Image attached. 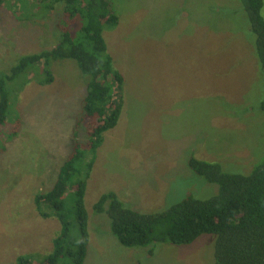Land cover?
Masks as SVG:
<instances>
[{
	"label": "rangeland",
	"instance_id": "rangeland-1",
	"mask_svg": "<svg viewBox=\"0 0 264 264\" xmlns=\"http://www.w3.org/2000/svg\"><path fill=\"white\" fill-rule=\"evenodd\" d=\"M111 3L119 25L105 28L104 38L124 79L117 95L122 111L95 155L87 148L95 120L84 117L90 78L75 61L52 62L51 84L42 85L44 70L34 67L7 86L9 111L0 126V264H17L22 256L43 264L53 253L61 224L44 217L35 199L54 187L77 146L85 152L82 174L92 163L84 264H216L218 235L190 245L126 247L112 233L108 214H97L94 206L113 193L127 209L163 213L187 197L219 194L218 185L190 168L191 159L245 176L264 162V71L241 0ZM26 15L15 4L0 8V76L22 56L58 44L62 7ZM81 24L74 19L67 25L75 39ZM72 196L71 189L64 196L69 222ZM72 236L78 237L74 224Z\"/></svg>",
	"mask_w": 264,
	"mask_h": 264
},
{
	"label": "trees",
	"instance_id": "trees-1",
	"mask_svg": "<svg viewBox=\"0 0 264 264\" xmlns=\"http://www.w3.org/2000/svg\"><path fill=\"white\" fill-rule=\"evenodd\" d=\"M112 1L0 0V8L11 3L19 6L21 14L32 12L26 15L28 19L42 12H55L57 7H62L64 16L59 23L61 36L53 49L22 56L0 76V126L7 121V86L10 82L29 74L34 67H40L46 77L40 83L51 84L54 82L52 62L73 60L90 78L84 117L95 120L89 130L87 147L95 155L103 143L104 134L117 126L122 111V101L117 95L124 79L113 67L104 38L105 28L119 25V17L112 12ZM241 3L255 36L257 54L264 71V0H241ZM74 19L82 22L76 39L67 28ZM260 106L264 112V100ZM84 155L85 152L77 146L59 170L54 187L35 199L44 217L53 216L61 224V232L54 240V251L43 264H62V261L64 264L85 263L89 245L85 195L92 163L82 174L79 164L83 163ZM189 166L198 176L218 185L219 194L207 200L190 196L163 213L141 214L125 208L112 193L102 196L94 210L97 214H108L112 233L126 247H149L156 243L190 245L202 235L215 234L218 235L216 264H264V162L248 176L225 173L218 164L194 158ZM69 189L73 193V222L68 220V206L64 200ZM72 224L78 229V237L72 236ZM17 264L36 263L22 256Z\"/></svg>",
	"mask_w": 264,
	"mask_h": 264
}]
</instances>
